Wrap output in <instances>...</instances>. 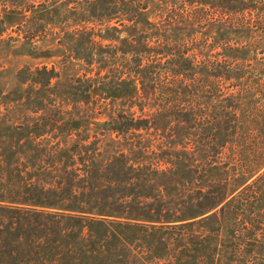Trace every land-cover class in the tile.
Returning <instances> with one entry per match:
<instances>
[{"label":"trees","instance_id":"trees-1","mask_svg":"<svg viewBox=\"0 0 264 264\" xmlns=\"http://www.w3.org/2000/svg\"><path fill=\"white\" fill-rule=\"evenodd\" d=\"M166 5L168 24L222 25L227 40L203 36L204 45L222 47L220 58L198 60L195 50L202 45L172 36L161 40L166 34L160 28L155 37L142 33L123 47L117 36L124 22L143 21V0H0V39L6 33L3 14L24 16L19 37L28 44L66 43L73 61L93 69L94 81L87 74L77 80L89 96L97 82L110 92L115 77L125 84L130 74L159 92L148 108L136 104L135 111L134 100H127L134 103L104 123L105 132L137 137L142 150L152 149L156 166L151 157L108 155L96 136L88 142L57 117L36 122L28 129L31 139L15 145L0 128V264H203L200 254L213 264L222 250L209 238L225 228L237 234L239 220L247 246L264 255V240L256 237L264 229V212L255 209L264 198V80L250 79L251 71L264 72V58L259 66L256 55L247 60L251 51H264V0H167ZM55 23L62 30H48ZM59 77L55 66H44L29 69L23 80L47 93ZM50 98L38 96V107ZM107 106L100 103L98 115ZM152 130L179 140L192 133L211 163L185 159L186 153L172 146L158 155L142 133ZM74 134L79 142L69 144ZM218 163L241 179L230 200L219 197L216 183L200 186L208 165ZM243 211L249 214L237 219ZM188 229L194 234L186 236ZM196 229L206 236L198 237ZM184 237L190 257L171 253ZM137 251H148L151 258Z\"/></svg>","mask_w":264,"mask_h":264},{"label":"rangeland","instance_id":"rangeland-1","mask_svg":"<svg viewBox=\"0 0 264 264\" xmlns=\"http://www.w3.org/2000/svg\"><path fill=\"white\" fill-rule=\"evenodd\" d=\"M135 1L138 2V0ZM143 1L146 4V9L141 10L140 15L143 21L134 26L126 21L124 22L125 26L120 29L117 37L119 43L123 47L129 46L131 40L139 37L142 33L153 32V36L155 37L157 34L156 28H160L162 35L166 34L165 36H158L160 39L162 37L172 36L179 42L191 41L202 45L199 48H203V51L198 48L195 50L198 60L203 59L206 55H209L212 59L220 58V53L218 52L221 51L222 47L212 49L209 44L212 42V39H214L212 36H219L223 40H227L229 36H227L226 30L222 25L213 23L202 29L187 24H168L163 18L165 16L163 10L167 7V0ZM171 2L174 3L176 0H171ZM3 19L6 33L3 38L0 39V128L8 133L9 144L15 145L19 139L23 141L31 139L29 130L36 122H42L44 117H57L60 122L62 120V122H65L67 126L72 128L75 133L81 134L82 139H87V137L90 136V141H92L94 140V136H96V139L99 140L100 148L108 155L125 153L132 159L141 157L144 160L151 157L154 165H157L155 158H153L155 155L151 153L152 149L142 150L140 143L137 144L139 141L137 137H117L114 133L105 132L104 123L108 121V116L113 114L114 111H122V108L127 110V107L134 102L135 111L138 109L136 104H142L147 108L150 107V104L155 102V97L159 95V92L148 90L146 88L147 83L142 84L140 79L130 74L124 77V79H126L125 84H123L118 77H115L110 92H106L108 90L107 85L103 84V81L97 82L91 89V96H89V92L86 91L85 87L79 89L80 86L77 80L85 74L93 80V69L73 61L71 49L66 43L59 45L57 40L48 39L40 43L28 44L22 37H19V26L26 23L24 16L7 12L3 14ZM56 24L57 23L48 26V30L51 31L52 29V31L56 32L62 30L61 27ZM68 30H73V27L68 26ZM203 36L211 37H207L211 40L208 45H204L205 38ZM35 45H37V48H35ZM190 52L191 54L193 53V51ZM255 55L257 56L255 66H259V63L262 62L260 59L264 58V51H251L248 54L247 60L251 61ZM44 66L48 68L55 66L60 73V77L52 82V86L50 89H47V93L44 92L41 86L33 87L31 82L23 80L25 76L28 75L29 69L34 71ZM197 74L202 76L201 72ZM250 79L253 81H255V79H260L262 81L264 80V72L253 70L251 71ZM110 80L111 79L107 80V82ZM116 87L121 88V94L114 92V88ZM44 95H48L52 98H50V100L47 99L49 101H47L45 105H41L43 109H40L36 103L37 98L38 96ZM106 96L108 97L107 101L105 100ZM51 99L56 100V102L51 101ZM131 99H133L134 102L131 103V101H127ZM102 102H107L108 106L106 111L98 115L100 111L97 108ZM126 102H129V104L127 105ZM60 108L63 112L59 113L58 110ZM20 131L23 133L24 131L26 132L23 137L22 135H17ZM142 133L144 139L149 140L156 146L157 151L154 152L158 155L161 154L163 150H173L172 147H177V149H181L186 153V155L183 156L185 159L194 160V162L198 163H211V160H209L211 159L210 155L202 154V149L204 147L191 140L193 139L192 133L189 134L188 138L185 133L180 138L181 140L176 139L174 135H172L173 139H170V135L156 130L150 132L142 131ZM178 140L179 145L177 144ZM67 142L69 144L79 142L77 135L74 134L72 137L68 138ZM159 145L162 146V148ZM6 157L13 160L10 151L6 153ZM240 182L241 179L233 177V174L229 172V170L222 168L218 163L216 168L208 165L207 178L200 186L207 189V187H209L208 185L216 183L219 197L221 199L230 200L235 196ZM174 187H176L175 182L169 187V191H173ZM171 194H173V192ZM255 209L264 212V198L258 200ZM241 214L237 216V219L245 218L249 213L243 211ZM262 224V226H264V219ZM244 225V221L239 220L237 223V234H234V229L227 230L225 228L220 234L216 233V237L211 236L209 238L211 239V243L218 245L220 250H222V252L218 251V256L213 264H229L231 262H234V264L235 262L236 264H264V255H258L256 249L248 247L247 240L241 237L240 232ZM196 231L199 232L198 237H200L201 234L206 236L205 232L201 233L203 230L196 229ZM173 232L176 233V231ZM177 232H179V230H177ZM179 234L180 233L177 235ZM185 234L186 236L190 234L193 235L194 230L188 229V231H185ZM263 234L264 229L260 232H256V237L259 240H264L262 239ZM168 235L173 236L171 232H169ZM193 239L198 243V239L195 237H193ZM182 240L186 241L177 243L176 247H174L175 251L171 253L176 252L180 253V255L184 254L186 257H190L193 254L190 249H187L189 248L188 242L190 243V240L188 237H184ZM137 253H139L142 258H151L148 251H137ZM200 255L202 256L200 257L199 263L211 264L207 254ZM167 264H172V262Z\"/></svg>","mask_w":264,"mask_h":264}]
</instances>
